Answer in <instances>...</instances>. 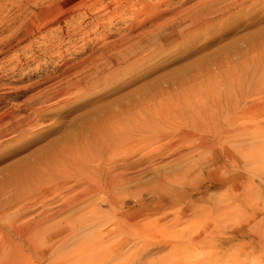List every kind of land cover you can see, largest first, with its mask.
Returning a JSON list of instances; mask_svg holds the SVG:
<instances>
[{"label":"rangeland","instance_id":"374dc122","mask_svg":"<svg viewBox=\"0 0 264 264\" xmlns=\"http://www.w3.org/2000/svg\"><path fill=\"white\" fill-rule=\"evenodd\" d=\"M118 1L0 56V261L264 264V0Z\"/></svg>","mask_w":264,"mask_h":264},{"label":"bare ground","instance_id":"6f19581e","mask_svg":"<svg viewBox=\"0 0 264 264\" xmlns=\"http://www.w3.org/2000/svg\"><path fill=\"white\" fill-rule=\"evenodd\" d=\"M117 1L118 0H33L34 6L30 7V9H29L31 11L32 19L30 18L28 20V16L29 15L28 16L25 15V13L27 11L26 10L27 8H24V7H23L22 11L19 12V14L16 15L15 17H13V18H11L10 16L7 17V15H6L7 12H5V10H6L5 9V4H6V2H8V0H0V26L1 27H4L5 28V31H10L12 33L9 38H7V39H5V40H3V41L0 42V56H2L4 54H7L11 49L19 48V47H21V45L23 46V44L26 43L29 40L31 42V39L34 37V35L37 32H39L40 34H43L44 35V38L48 37V35H50L54 39L55 38H57V39L65 38L64 31L58 32L57 30H55V27L57 25H60V26L63 27L65 25V21H67V20H69L70 24H72L74 26L75 25V22H76V16L74 15L75 9H78L79 8L78 11H80V7L82 5H84L85 3H90V8H91V11H93V12H95V11H97L99 9H102V10L104 9V10H108V12L111 13L113 7L116 4H118ZM123 1H125L127 7L135 4V1L134 0H123ZM15 4H18V2L16 0H15ZM26 5H28V4H26ZM140 5H141V3H140ZM146 8H148V7H146ZM149 8H150V6H149ZM43 9H46V11L42 15L41 12H43ZM114 13H115V11H114ZM39 14H40V16H39ZM47 15H49V16L46 17ZM87 15H88V13H87ZM94 17H96V16H94ZM94 17H92V18H94ZM1 30H2V28H1ZM115 62H117V61H115ZM261 101H264V99L261 100ZM258 102H260V100ZM259 104H261V103H259ZM256 106H257V104H256ZM1 137H0V139H1ZM215 160H217V159H215ZM164 190H165V192H166L167 195L173 193V191H171L170 189H168L166 187L164 188ZM47 212L51 213L50 211H47ZM52 212H54V211H52ZM46 215L47 214H45V217L48 216V215L47 216ZM39 218H40V216H39ZM18 219H20V218H18ZM40 221H42V220L40 219ZM29 223H30V221H29ZM42 226H40V227H42ZM9 228L14 232L15 236L20 237V238L23 237L25 239V241L27 242V245L29 246V250H33L34 251V254L36 255V257L42 258V257L45 256V254H38L37 253V250H36V247L38 246L37 245V239H36V235L38 234V228H37L36 225H32V226L30 225L29 227L25 228V227L16 226L15 224H13ZM42 229H44V228H42ZM40 233H42V232H40ZM43 233H44V231H43ZM38 235H41V234H38ZM7 240H9V239H7ZM2 248L0 249V251H2ZM52 253H53V251H52ZM26 257H28V259H26L24 257L23 250H21V248L19 247V248L15 249V251L13 252V255L11 257L10 256H9V258L4 257L5 259L4 260H1L0 261V264H33V262H34L33 261V258H29V256H26ZM41 260H43V259H41Z\"/></svg>","mask_w":264,"mask_h":264}]
</instances>
